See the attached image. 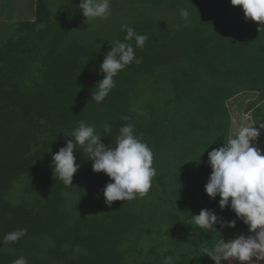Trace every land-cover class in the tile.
Here are the masks:
<instances>
[{"label": "trees", "instance_id": "16d2710c", "mask_svg": "<svg viewBox=\"0 0 264 264\" xmlns=\"http://www.w3.org/2000/svg\"><path fill=\"white\" fill-rule=\"evenodd\" d=\"M72 2L33 0L32 20L0 30V241L27 230L0 243V264L19 256L28 264H206V249L248 230L205 185L208 152L232 136L231 111L242 112L245 100L244 110L262 118L255 105L264 100V26L231 0H123L111 7L121 15L101 24L85 22ZM181 9L191 14L187 26ZM123 24L148 36L142 49L132 41L142 62L120 71L97 103L99 65L113 41H124ZM81 120L106 146L115 147L125 124L142 134L156 170L145 195L106 204L110 178L92 170L79 145L72 185L56 179L52 155ZM202 209L236 226L198 228L191 216Z\"/></svg>", "mask_w": 264, "mask_h": 264}, {"label": "clouds", "instance_id": "9594fccd", "mask_svg": "<svg viewBox=\"0 0 264 264\" xmlns=\"http://www.w3.org/2000/svg\"><path fill=\"white\" fill-rule=\"evenodd\" d=\"M231 4L242 8L246 20L264 26V0H231ZM78 8L86 18L85 22L111 16V0H80ZM179 15L185 21V26L191 22L189 10L181 9ZM121 30L126 32L124 41H113L99 65L103 78L92 92V100L97 103L103 102L115 87L114 77L120 71L133 62H142V58L135 55L132 41H135V47L142 49L148 36L139 34L127 24L121 25ZM123 119L130 118L125 116ZM243 119L249 120V117L244 116ZM111 128L112 125L105 123L102 132L110 133ZM262 131L264 119L259 123H243L223 146L208 152V164L212 171L205 185L206 194L213 199L219 196L220 209L223 211L230 207L236 218L248 226L249 233H254L247 236L241 234L228 242L221 239L214 248L206 249L205 255L215 264H222L223 261L228 264L237 261L239 264H256L264 261V152L255 146ZM141 136H137L134 125L128 123L119 128L115 147L106 146L101 142L102 135L97 129L81 120L66 146L52 155L54 176L66 186L72 185L73 176L80 167L74 155V149L79 145L88 153L87 159L92 161V170L103 172L110 178L102 190L106 204L143 196L150 190L156 170L152 166L153 152ZM190 223L209 230H216V224H220L221 228L236 226L235 219L225 221L209 209H202L198 215L192 214ZM26 232L25 228H19L6 233L0 243L16 242ZM170 262L171 257H166L164 264ZM12 264H28V261L26 257L19 256Z\"/></svg>", "mask_w": 264, "mask_h": 264}, {"label": "rangeland", "instance_id": "374dc122", "mask_svg": "<svg viewBox=\"0 0 264 264\" xmlns=\"http://www.w3.org/2000/svg\"><path fill=\"white\" fill-rule=\"evenodd\" d=\"M123 0H111V7H120L121 3ZM32 3L33 0H0V30L3 31V33L5 35H8L11 33V29H12V25L20 20H32L34 17V13H33V8H32ZM80 3V0H73L72 4L77 6V10L79 11L80 14H82L78 8V5ZM131 5L133 6V4L131 3ZM116 9H111V16H109L107 19L105 20H101V19H92L91 21H93L94 23H106L108 21V19H111L114 15V17L120 16L122 13L121 11H115ZM77 13L76 10H72L71 14L75 15ZM83 16V15H82ZM125 16V15H124ZM84 17V16H83ZM113 17V18H114ZM85 18V17H84ZM86 19V18H85ZM90 21V20H88ZM4 35V36H5ZM248 96H243V98L247 99H254L255 96H249V94H247ZM243 98L240 97H233L231 99V101L229 103H232V101H234L235 103H238L239 101H241ZM248 99V100H249ZM246 104L245 100L243 101V105L240 104V109L237 110V112H239L241 109H243ZM245 113L243 112H239V113H235L231 111V121L232 124L231 126L233 127V130L229 131V133H232V135L238 131L239 129V125L241 124H237V115H239L240 117V121H242L244 123V119L243 117ZM249 117V116H248ZM240 233V231L238 232ZM242 234L244 235H254V233H249V231H241ZM232 237H230V235L224 240L225 242H228L229 240H231ZM206 264H215V262L213 260H211L210 258L207 260ZM222 264H228L227 261H223ZM234 264H237V262H234ZM239 264V263H238Z\"/></svg>", "mask_w": 264, "mask_h": 264}, {"label": "crops", "instance_id": "0c3cea01", "mask_svg": "<svg viewBox=\"0 0 264 264\" xmlns=\"http://www.w3.org/2000/svg\"><path fill=\"white\" fill-rule=\"evenodd\" d=\"M255 108H259V110H261L262 118L260 120L264 119V100L261 101V102H258L255 105ZM253 111H255V110L254 109H250V108L248 110H246V109L244 110V108H243L242 112L245 113L244 115L247 116V117L249 116V120H245L244 123H259L260 122V120H258L257 118L254 117L255 114L253 113ZM255 127L258 128L259 125H255ZM255 146L260 147L262 152H264V131H262L261 136L255 142ZM241 234H242L241 232L240 233L236 232L234 234H231L230 237H232V239H234V238H236L237 236H239ZM254 259L255 258H253V260ZM238 263L239 262L237 261V264ZM256 264H264V261H258V262H256Z\"/></svg>", "mask_w": 264, "mask_h": 264}]
</instances>
